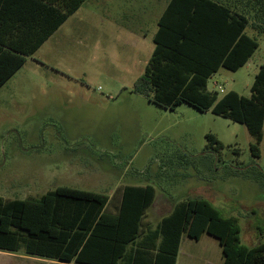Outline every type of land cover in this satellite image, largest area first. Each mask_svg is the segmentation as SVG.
<instances>
[{
    "label": "rangeland",
    "instance_id": "rangeland-1",
    "mask_svg": "<svg viewBox=\"0 0 264 264\" xmlns=\"http://www.w3.org/2000/svg\"><path fill=\"white\" fill-rule=\"evenodd\" d=\"M169 1L86 0L1 88L0 197L39 198L68 186L108 195L107 212L115 213L124 186L152 185L151 228L177 202L201 197L237 216L243 242L257 246L264 243V138L254 157L246 125L187 103L166 109L134 92ZM257 39L244 67L210 78L219 98L251 96L264 63V35ZM208 134L224 148L210 145ZM47 261L0 251V264ZM177 264H225L223 248L212 235H184Z\"/></svg>",
    "mask_w": 264,
    "mask_h": 264
},
{
    "label": "trees",
    "instance_id": "trees-1",
    "mask_svg": "<svg viewBox=\"0 0 264 264\" xmlns=\"http://www.w3.org/2000/svg\"><path fill=\"white\" fill-rule=\"evenodd\" d=\"M86 0H0V86L32 56ZM264 35V0H170L158 21L155 49L134 92L174 110L187 103L244 124L255 137L254 157L264 138V63L251 96L236 91L219 98L208 89L222 68L238 71L259 48ZM1 50V48H0ZM210 145L224 144L208 134ZM264 176V172L259 173ZM152 185L123 188L115 213L111 197L60 186L39 198L0 197V251L74 264H177L184 235L217 238L225 264H264V243L243 242L240 219L211 201L189 198L151 228L147 210L156 199Z\"/></svg>",
    "mask_w": 264,
    "mask_h": 264
},
{
    "label": "crops",
    "instance_id": "crops-1",
    "mask_svg": "<svg viewBox=\"0 0 264 264\" xmlns=\"http://www.w3.org/2000/svg\"><path fill=\"white\" fill-rule=\"evenodd\" d=\"M82 7V6H81ZM162 15V14H161ZM68 21V20H67ZM66 21V22H67ZM65 22V23H66ZM64 23V24H65ZM63 24V25H64ZM63 25L42 45V46H40V48H38V50L32 55V56H30V57H27L26 58V61H25V64L21 67V68H19L2 86H0V90H1V88H3L25 65H26V63H27V60H28V58H32L33 56H35V54H37L38 53V51L63 27ZM1 34V33H0ZM16 35L15 34H13L12 36H8V37H3V36H1L0 35V38L2 39V40H6V39H11V40H16V37H15ZM0 48H1V50H0V56H2V55H5V52H6V48L5 47H3V46H0ZM127 186V185H126ZM135 186V185H134ZM136 186H143V185H136ZM125 187V186H124ZM181 249V248H180ZM32 257H34V256H32ZM36 258H40V257H36ZM43 259H45V258H43ZM48 261H47V263H49V262H53L52 264H57V262L59 263V261H55V260H50V259H47ZM60 263H63V262H60ZM64 264H74V263H64Z\"/></svg>",
    "mask_w": 264,
    "mask_h": 264
},
{
    "label": "built area",
    "instance_id": "built-area-1",
    "mask_svg": "<svg viewBox=\"0 0 264 264\" xmlns=\"http://www.w3.org/2000/svg\"><path fill=\"white\" fill-rule=\"evenodd\" d=\"M221 91L223 92V89Z\"/></svg>",
    "mask_w": 264,
    "mask_h": 264
}]
</instances>
